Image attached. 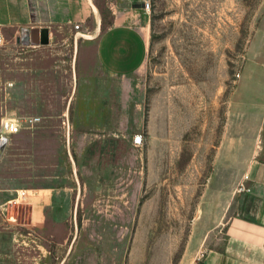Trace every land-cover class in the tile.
<instances>
[{
  "label": "rangeland",
  "instance_id": "obj_1",
  "mask_svg": "<svg viewBox=\"0 0 264 264\" xmlns=\"http://www.w3.org/2000/svg\"><path fill=\"white\" fill-rule=\"evenodd\" d=\"M150 2L147 58L126 78L93 57L96 77L78 75L114 0L39 45L4 34L0 124L40 121L0 155V264H195L220 245L264 144L261 73L241 80L264 0Z\"/></svg>",
  "mask_w": 264,
  "mask_h": 264
},
{
  "label": "crops",
  "instance_id": "obj_2",
  "mask_svg": "<svg viewBox=\"0 0 264 264\" xmlns=\"http://www.w3.org/2000/svg\"><path fill=\"white\" fill-rule=\"evenodd\" d=\"M145 1L114 0L111 22L104 28L102 23L93 27L94 36L81 45L79 81L80 77H96L91 57L109 78H126L143 66L151 39L150 12L144 8ZM95 9L94 0H0V31L17 34L33 28L46 31L56 25H81ZM24 44H29L27 39ZM252 45L241 80L251 68L260 71L257 80L264 82V17ZM83 95L95 96L84 92L78 98ZM261 98L264 101V93ZM241 184L244 187L225 224L220 245L207 250L195 264H264V144L250 161Z\"/></svg>",
  "mask_w": 264,
  "mask_h": 264
},
{
  "label": "built area",
  "instance_id": "obj_3",
  "mask_svg": "<svg viewBox=\"0 0 264 264\" xmlns=\"http://www.w3.org/2000/svg\"><path fill=\"white\" fill-rule=\"evenodd\" d=\"M144 8L147 12L151 10L150 0L144 2ZM77 26V25H76ZM5 43L4 34L0 31V46ZM236 76L239 78L241 73H236ZM40 121L38 116H22V117H7L2 119L0 124V155L3 153L5 147L10 141V137L18 132H21L23 129H28L34 127ZM247 177V176H246ZM244 186L241 184V188ZM24 192L22 193V195Z\"/></svg>",
  "mask_w": 264,
  "mask_h": 264
},
{
  "label": "water",
  "instance_id": "obj_4",
  "mask_svg": "<svg viewBox=\"0 0 264 264\" xmlns=\"http://www.w3.org/2000/svg\"><path fill=\"white\" fill-rule=\"evenodd\" d=\"M43 34V31H41L39 28H33L29 31V38H27V41L33 45H38L42 41Z\"/></svg>",
  "mask_w": 264,
  "mask_h": 264
},
{
  "label": "bare ground",
  "instance_id": "obj_5",
  "mask_svg": "<svg viewBox=\"0 0 264 264\" xmlns=\"http://www.w3.org/2000/svg\"><path fill=\"white\" fill-rule=\"evenodd\" d=\"M45 32H46V31H45V30H43V33H44V34H45ZM44 34H43V35H44Z\"/></svg>",
  "mask_w": 264,
  "mask_h": 264
}]
</instances>
